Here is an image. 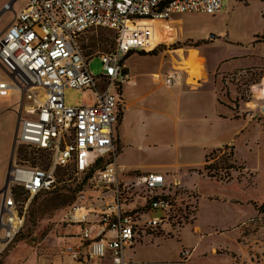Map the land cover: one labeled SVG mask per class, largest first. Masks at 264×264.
I'll list each match as a JSON object with an SVG mask.
<instances>
[{
  "label": "rangeland",
  "instance_id": "374dc122",
  "mask_svg": "<svg viewBox=\"0 0 264 264\" xmlns=\"http://www.w3.org/2000/svg\"><path fill=\"white\" fill-rule=\"evenodd\" d=\"M10 1L16 3L0 20V34L28 2L0 0V10ZM174 19L158 49L134 53L126 61L134 88H124L123 102L129 108L119 130L123 147L119 163L128 165V171L179 179L176 195L191 205V224L196 216L198 222L166 236L167 240L146 238V246L135 248L137 260H176L189 250L183 247L192 248L203 239L190 264H229L227 260L264 264V111L253 88L264 81V0H228L215 16L185 14ZM115 38L112 32L97 30L81 43L90 55L108 51ZM88 66L93 76L103 74L99 56L91 58ZM176 69L184 74L185 95L178 98L155 78ZM189 78L196 83L189 84ZM0 81L10 82L1 66ZM64 99L69 107L93 102L91 94L75 89H66ZM21 100L19 91L0 98V191L11 159L13 165L28 160L31 166L51 168L45 154L14 146ZM252 103L255 109L248 107ZM177 109L182 120L174 122L172 112ZM210 154L213 173L228 175L229 183L206 176L204 160ZM95 169H56V188L28 204L22 231L9 245L0 246V264H74L63 255V247L68 233L79 229L65 222L69 207L56 205L76 199L80 192L89 197L87 204H98L95 199L102 192L93 183L94 174L85 182ZM18 192L15 200L22 214L25 195ZM211 246L221 256L201 261L198 255Z\"/></svg>",
  "mask_w": 264,
  "mask_h": 264
},
{
  "label": "built area",
  "instance_id": "2783aa9c",
  "mask_svg": "<svg viewBox=\"0 0 264 264\" xmlns=\"http://www.w3.org/2000/svg\"><path fill=\"white\" fill-rule=\"evenodd\" d=\"M228 0H28L16 12L9 27L0 34V66L10 82L0 81V98L12 91L22 94L16 147L45 154L51 168L44 170L24 161L15 164L11 183L0 203V246L9 245L22 231L32 199L56 187V169L75 167L85 171L98 162L101 170L93 183L102 192L90 203L82 192L70 209L69 222L81 226L79 242L65 244L63 255L74 264H128L125 251L142 232L162 226L182 227L192 222V207L184 204L164 176L139 174L123 183L118 163L116 128L125 106L124 87L132 83L127 57L150 54L159 48L168 24L185 14L215 16ZM15 1L6 3L0 20L13 11ZM114 33L108 51L88 55L81 41L88 33ZM99 56L103 74L93 76L88 63ZM167 88L181 87L179 69L157 75ZM264 92V81L253 86ZM75 89L89 93L93 102L80 107L65 104L64 92ZM264 106V97L260 100ZM25 195L22 214L17 210L15 188ZM133 196L142 197L135 210L125 206ZM190 250L182 251L186 261Z\"/></svg>",
  "mask_w": 264,
  "mask_h": 264
},
{
  "label": "crops",
  "instance_id": "0c3cea01",
  "mask_svg": "<svg viewBox=\"0 0 264 264\" xmlns=\"http://www.w3.org/2000/svg\"><path fill=\"white\" fill-rule=\"evenodd\" d=\"M4 4L2 5V8H3ZM1 8V10H2ZM0 10V11H1ZM9 27V26H8ZM7 27V28H8ZM6 28V29H7ZM132 79V78H131ZM189 80L191 81L189 84H192V83H196L195 79L194 78H189ZM163 86V85H162ZM125 87H131V88H134L133 85H126ZM124 87V88H125ZM164 87V86H163ZM165 89H167L169 92L172 93V96L175 98V97H180V96H184L185 95V92L182 90V86L181 87H175V88H167V87H164ZM123 99H124V92H123ZM125 106V109L123 111V118L120 120V122L118 123V126L116 128V137H117V142H118V147H119V157H118V163H119V158L120 156H122V151H123V147H120V143L122 144L121 142V139H120V136H119V130L121 128V126L123 125L124 121L126 120V110L129 108L127 105H124ZM21 107V105H20ZM20 110V108H19ZM18 115V123L19 124V119H20V111L19 113L17 114ZM172 115H174L175 117H173L172 121L174 122H178V121H181L182 118H181V115L179 114L178 112V109L175 111V112H172ZM165 117V116H164ZM160 121H165V119L162 117L160 119ZM206 156L205 155V159H206ZM205 162V160H204ZM119 165L122 166L123 168V171L122 173L120 174V178L121 180L123 181V183H129L130 181H132L133 179H135V177L139 174H143L137 170H127L129 168L128 165H124V164H120ZM136 172V173H135ZM147 173H153V172H147ZM156 174H161V173H156ZM164 176V179H165V183L167 184V186H169L170 188L173 189V184H180L179 182H181L179 179L177 180H174V181H171L169 178H168V174H161ZM201 175V174H200ZM180 187V185H179ZM187 190H190L188 189L187 187H185ZM194 191V190H193ZM195 192V191H194ZM196 193V192H195ZM199 198V197H198ZM144 203V200L142 199V197H139V196H133L128 204L125 206V209L128 211V210H135L137 209V207H140L141 205H143ZM198 211H199V208L197 210V215H198ZM198 218L196 216L195 220H194V224L193 225H196V223L198 222L197 221ZM66 222V221H65ZM69 226V228H78L79 229V232H75V231H71L70 233H68V236L66 237V241H67V244H77L79 242V235L81 233V226L80 225H77V224H71L69 222H66ZM192 223V222H191ZM186 224L182 227H176V226H162L160 227V229H158L157 231H148V232H142L140 233L135 242L131 245V246H128L126 248V251H125V258L126 260L128 261V264H190L191 261L193 260V257H194V253L197 252L198 248L200 245H202V241L203 239H200L199 241H196L195 244L193 245L192 248L188 247V248H185L183 247V250L184 249H189L190 252H191V255L190 257L185 261V262H182L181 260V254L180 256L176 259V260H172V261H164V260H154L153 262H142V260H137L138 258V255L135 253V248L138 246V248H142L144 246H146L147 244H144V240L146 238H150L152 241H155L156 239L158 240L159 238H163L164 240H167L166 236H169L170 234L172 233H176L178 232L179 230L181 229H184L186 226H189V225H192V224ZM192 225V226H193ZM197 230V228H196ZM198 231V230H197ZM162 234V235H161ZM216 247L215 246H211L210 247V250L208 252H203L202 254L198 255L199 259L201 261H204V260H207L208 258L211 259V258H216L218 259V257H220L221 255L214 252V249ZM130 252V253H129ZM227 262L229 264H231V262H229L227 260Z\"/></svg>",
  "mask_w": 264,
  "mask_h": 264
},
{
  "label": "trees",
  "instance_id": "16d2710c",
  "mask_svg": "<svg viewBox=\"0 0 264 264\" xmlns=\"http://www.w3.org/2000/svg\"><path fill=\"white\" fill-rule=\"evenodd\" d=\"M5 5V4H4ZM103 31H105V30H103ZM85 48V47H84ZM134 53H132V54H130L128 57H127V59L131 56V55H133ZM123 118V113H121L120 114V118H119V122H120V120ZM214 153V152H213ZM212 153V154H213ZM43 154V153H42ZM210 156H211V154L210 155H207L206 156V159H205V163H206V165L204 166V171L206 172V176L208 177V178H210V179H215L216 181H218V182H226V183H229L230 182V177L227 175L226 177H221V176H219L218 175V172H214L213 173V165H209V159H210ZM93 168H97V169H95L92 173H91V175L89 176V177H86V179H85V182H87V181H90L91 180V178H92V175L94 174V176L98 173V171L99 170H101V165H100V163L98 162L97 164H95L92 168H90L88 171H91ZM62 176L63 175H60V177L62 178ZM56 188V187H55ZM18 191H20L21 193H23L22 192V190L19 188V187H17V188H15V190H14V192H15V195L17 196L18 194H19V192ZM52 191H54V189L52 190ZM52 191H49V192H45V193H41V194H39V195H37V196H35L34 198H33V200L34 199H36V198H38L40 195H42V194H48V193H50V192H52ZM80 193H82V192H80ZM79 193V194H80ZM85 193V192H84ZM78 194V195H79ZM24 195V194H23ZM78 195H77V197H76V199H73V200H61V201H58L59 203H57V208L58 207H61V206H68L69 207V210L76 204V202H77V198H78ZM24 200H26L25 198H24ZM192 216H193V214H192Z\"/></svg>",
  "mask_w": 264,
  "mask_h": 264
},
{
  "label": "water",
  "instance_id": "95a60500",
  "mask_svg": "<svg viewBox=\"0 0 264 264\" xmlns=\"http://www.w3.org/2000/svg\"><path fill=\"white\" fill-rule=\"evenodd\" d=\"M211 38H214V35L211 36ZM261 110L264 111V106L261 107ZM18 126L19 124H17V128H16V133H15V138H14V146H15V143H16V134H17V131H18ZM14 150V149H13ZM13 156V155H12ZM14 167L13 165V161L12 159L10 160V164H9V170H8V177L6 179V182H5V186L4 188L0 191V196H5L9 186H10V183L12 181L11 179V172H12V168Z\"/></svg>",
  "mask_w": 264,
  "mask_h": 264
},
{
  "label": "bare ground",
  "instance_id": "6f19581e",
  "mask_svg": "<svg viewBox=\"0 0 264 264\" xmlns=\"http://www.w3.org/2000/svg\"><path fill=\"white\" fill-rule=\"evenodd\" d=\"M254 92L256 94L257 100L260 101L261 99H263L264 92L259 87H255L254 88ZM248 107H250L251 109H255L257 107V105H255L254 103H252V104H249Z\"/></svg>",
  "mask_w": 264,
  "mask_h": 264
}]
</instances>
